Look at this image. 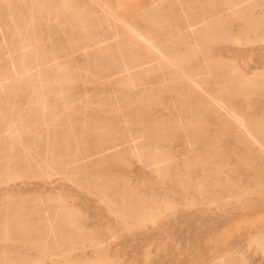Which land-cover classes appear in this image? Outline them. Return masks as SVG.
<instances>
[{
    "label": "rangeland",
    "instance_id": "rangeland-1",
    "mask_svg": "<svg viewBox=\"0 0 264 264\" xmlns=\"http://www.w3.org/2000/svg\"><path fill=\"white\" fill-rule=\"evenodd\" d=\"M237 2L0 0V78L7 53L25 73L0 93V264H264V0Z\"/></svg>",
    "mask_w": 264,
    "mask_h": 264
},
{
    "label": "bare ground",
    "instance_id": "bare-ground-1",
    "mask_svg": "<svg viewBox=\"0 0 264 264\" xmlns=\"http://www.w3.org/2000/svg\"><path fill=\"white\" fill-rule=\"evenodd\" d=\"M231 1V0H229ZM236 1H239L237 3H234L232 4V7L236 6V5H239V4H243V3H246L247 1H250V0H236ZM239 7V6H238ZM236 13V12H235ZM107 19V18H106ZM108 22V19L106 20ZM203 21V20H201ZM201 21H196V22H187L185 27L187 29V31H190V32H193L194 31V28L196 26L199 25V23ZM206 23V22H205ZM109 24V22H108ZM133 31H134V34L136 36V38L141 41L142 43H144L146 46H148L153 52H160V48L158 45H156L154 43V40L151 36H148L146 35L145 33L141 32L140 30L134 28V27H130ZM118 33V32H117ZM120 36L118 35V38ZM117 38V35H114L113 36V39L116 40ZM3 39H4V28L0 22V41L3 43ZM23 44V43H22ZM115 46L119 47V43L118 41L116 40L115 41ZM23 47V46H22ZM9 51V50H8ZM24 52V51H23ZM7 59H8V69H9V74L6 75V72L3 73L2 75V78H0V93L1 92H4L6 90L7 87H9V85L12 84V81L10 80L11 78H13L14 80H18V79H21L24 77V72H22L17 64V60L16 58L12 57L9 53H7ZM24 55V54H23ZM121 62L123 63V68L125 70L128 71L129 67L128 65L124 62L123 58L121 59ZM30 71H28L29 73ZM128 73V72H127ZM30 76V75H29ZM40 78V77H39ZM183 78L185 79V81L188 83V84H194V85H197V87L199 89H202V84L201 82L199 81V78H197L196 76H188L186 74H183ZM22 80V79H21ZM218 107V109H223L226 111V113L224 114V117H225V120H226V123L228 122H231L233 123L234 125H236L238 127V129L242 132V134L245 136V137H250L252 139L253 137V134L251 133V131L247 128L246 124L243 126V125H239L235 119L232 118L233 115H235V111L234 109L230 108L229 106H226L224 105L223 101L221 99H217V101H214ZM7 122V131L9 133V137L8 139L12 140V141H16L17 140V133L19 132V130L17 128H15V125H16V121L14 120H9V121H6ZM22 123V122H21ZM6 131V130H5ZM20 135V134H18ZM140 139V138H139ZM128 141H132L130 143H132L130 145V149L131 151L136 154L137 156L138 155H143V156H147L148 159L149 158H154L155 159V163H159V161L162 160V158L164 157L163 154H160L158 151H155V152H151V151H148L146 150L142 145H140V143H136L135 141L132 140V138H129L127 139ZM138 140V139H137ZM254 141L257 143L258 140L254 139ZM260 144V143H259ZM261 145V144H260ZM263 147V146H262ZM155 150V149H154ZM109 151V150H107ZM141 158V157H140ZM146 159V158H145ZM144 158H142V160H145ZM141 160V159H140ZM57 217V216H55ZM41 226V225H39ZM19 228V227H18ZM39 229V228H38ZM44 229H48L50 232L49 233H46V236H57V234H62V226L60 225H56V226H52L51 224H48V225H45ZM54 229V230H53ZM52 232V233H51ZM71 235V234H70ZM19 236H25L24 233H21L19 234ZM4 237L6 238H9V237H13L11 236V234H9L8 232L4 234ZM57 238V237H56ZM55 238V239H56ZM51 239V238H50ZM7 240V239H6ZM11 240V239H10ZM47 245V244H46ZM48 246V245H47ZM44 249V247H43ZM68 264V263H67Z\"/></svg>",
    "mask_w": 264,
    "mask_h": 264
}]
</instances>
